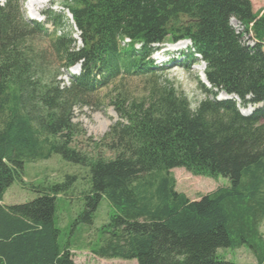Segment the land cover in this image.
Returning <instances> with one entry per match:
<instances>
[{"label":"trees","instance_id":"obj_1","mask_svg":"<svg viewBox=\"0 0 264 264\" xmlns=\"http://www.w3.org/2000/svg\"><path fill=\"white\" fill-rule=\"evenodd\" d=\"M252 5L68 0L78 45L63 28L64 13L45 11V22H38L26 17L24 0H0V264H77L72 245H61L56 223L57 195L67 194L76 176L44 187L33 201L2 203L9 187L23 182L26 162L53 154L90 167L85 210L74 227L93 225L103 199L113 208L98 228L94 252L101 258L236 264L218 249L246 246L264 264V9L254 12ZM232 17L247 32L253 23L255 47H248L255 42L247 35L248 46L242 42ZM126 38L131 41L123 45ZM185 39L192 42L185 61L201 57L211 85L200 81L208 95L195 107L173 85L152 80L156 45ZM79 62L81 74L62 88L63 70ZM123 75L148 78V94L112 97L120 120L102 140L112 156L88 154L77 146L85 130L73 120L75 108ZM222 91L238 96L242 106L263 105L245 116L237 100L217 99ZM176 167L223 175L230 185L192 200L176 189Z\"/></svg>","mask_w":264,"mask_h":264},{"label":"rangeland","instance_id":"obj_2","mask_svg":"<svg viewBox=\"0 0 264 264\" xmlns=\"http://www.w3.org/2000/svg\"><path fill=\"white\" fill-rule=\"evenodd\" d=\"M251 2L254 12L264 9V0H251ZM27 3L28 0H24V12L30 18L31 12L27 7ZM67 3L68 0H51L38 11V14L42 16L44 21L45 17L42 13L45 11L53 9L57 13H64L67 18L64 21L63 28L65 32H71L73 37L78 39L79 44V32L76 27H71L70 14L66 10ZM32 14L37 15V13ZM68 18L70 22H68ZM48 27L52 29L51 25ZM238 28L242 30L243 26L239 24ZM188 42L185 41V44H180L184 41H179L174 45L165 46L161 44L157 47V51L162 49L164 53L160 51L152 55L151 58L153 60L154 58L162 59V61L158 60L155 63L158 67L164 65L165 68L161 70L153 69L155 72L152 80L159 85H173L195 107L208 95L200 85V81L204 83L202 75L206 67L201 57L198 60L185 61L184 56L190 53ZM168 51L170 52L168 53ZM77 69V67L74 68V70ZM69 76V72L63 70L61 77L65 83ZM203 79L206 81L204 77ZM147 81L148 78L123 75L109 87L102 88L95 93L90 104L76 107L73 120L85 130V133L77 138V146L91 155L100 153L111 157V152L107 151L102 143L110 127L120 120L115 107L111 104V99L118 95L119 91L124 92L133 100L145 97L149 90ZM218 98H220V95ZM100 145L101 147H99ZM172 173L176 177L177 191L185 193L192 200H198L206 193L230 185L229 179L223 175L218 177L194 175L184 167H176L172 170ZM69 176H76V179L72 181L67 194H59L56 198V223L61 230L59 238L61 245L64 246L67 243L72 245L71 251L77 264H138L136 259H106L101 258L94 252L95 245L101 236L98 228L107 222L113 213V208L106 199L101 201L93 225L88 227L86 224L81 223L76 224L74 227L75 220L85 210L84 192L88 189L90 178V167L88 166L67 161L60 154H53L48 159L26 162L23 170V182L15 181L7 189L3 201L9 205L33 201L40 195V191L44 187L66 182ZM83 227L84 229L81 230ZM261 233L264 237V221L261 225ZM217 255L236 264L258 263L255 254L246 246L219 248Z\"/></svg>","mask_w":264,"mask_h":264},{"label":"bare ground","instance_id":"obj_3","mask_svg":"<svg viewBox=\"0 0 264 264\" xmlns=\"http://www.w3.org/2000/svg\"><path fill=\"white\" fill-rule=\"evenodd\" d=\"M51 0H28V3H27V7L29 9L30 12L32 13H38V11L44 7V5L48 2H50ZM242 25V24H241ZM243 26V25H242ZM244 28V27H243ZM243 30V29H242ZM187 42V41H186ZM190 43V41H189ZM180 44H185V41L184 43H180ZM179 44V45H180Z\"/></svg>","mask_w":264,"mask_h":264},{"label":"crops","instance_id":"obj_4","mask_svg":"<svg viewBox=\"0 0 264 264\" xmlns=\"http://www.w3.org/2000/svg\"><path fill=\"white\" fill-rule=\"evenodd\" d=\"M2 203L7 204L5 201H3Z\"/></svg>","mask_w":264,"mask_h":264}]
</instances>
